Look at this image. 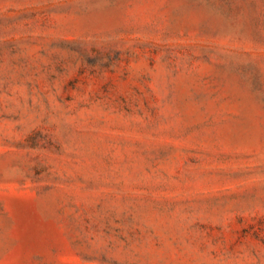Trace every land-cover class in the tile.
<instances>
[{
    "label": "rangeland",
    "instance_id": "rangeland-1",
    "mask_svg": "<svg viewBox=\"0 0 264 264\" xmlns=\"http://www.w3.org/2000/svg\"><path fill=\"white\" fill-rule=\"evenodd\" d=\"M0 264H264V0H0Z\"/></svg>",
    "mask_w": 264,
    "mask_h": 264
}]
</instances>
